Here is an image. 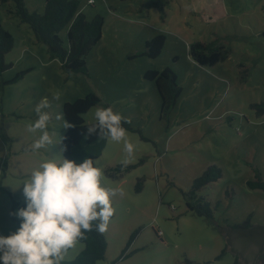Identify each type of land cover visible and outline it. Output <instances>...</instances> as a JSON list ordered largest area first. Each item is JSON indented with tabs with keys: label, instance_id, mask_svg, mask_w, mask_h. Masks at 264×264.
Instances as JSON below:
<instances>
[{
	"label": "rangeland",
	"instance_id": "rangeland-1",
	"mask_svg": "<svg viewBox=\"0 0 264 264\" xmlns=\"http://www.w3.org/2000/svg\"><path fill=\"white\" fill-rule=\"evenodd\" d=\"M78 1L87 20L103 19L101 39L85 57L86 75L69 73L50 57L10 12L13 0L0 3V23L13 37L3 56L10 66L0 73V234L18 227L24 179L42 159L60 153V142L30 150L40 135L28 130L36 104L62 93L49 109L55 141L66 129L55 119L61 104L95 93L101 102L83 114L85 121H94L97 107L110 105L140 131H128L136 145L128 170L106 173L122 164V143L107 140L96 158L104 165L105 185L124 189L113 197L105 257L96 264H232L235 255L226 252L218 226L247 218L264 225V190L246 184L257 173L264 181V112L251 107L264 102V0H168L163 15L148 5L154 0ZM24 2L30 10L44 9L45 0ZM158 33L165 35L160 54L143 55L145 42ZM60 35L65 39V31ZM215 39L228 49L226 59L201 66L188 55L191 42ZM164 68L180 87L167 109L155 83L143 79L147 70ZM210 165L221 176L196 193L211 204L212 217L206 218L187 208L184 192ZM82 247L77 241L65 260Z\"/></svg>",
	"mask_w": 264,
	"mask_h": 264
},
{
	"label": "trees",
	"instance_id": "trees-1",
	"mask_svg": "<svg viewBox=\"0 0 264 264\" xmlns=\"http://www.w3.org/2000/svg\"><path fill=\"white\" fill-rule=\"evenodd\" d=\"M9 0H0V3ZM15 7L14 15L21 23L27 24L33 31L36 42L42 43L47 47L51 58H58L61 67L69 73H83L86 75L85 57L95 44L101 39V29L103 19L100 16L87 20L78 9V0H45L42 12L30 10L27 8L24 0H13ZM124 1V0H122ZM168 0H154L148 2V5L156 6L163 15L164 6ZM163 17V16H161ZM65 31V39L61 37V32ZM165 44V35L158 33L144 44L143 55L149 58H156ZM13 46V37L3 28L0 23V73L10 65L3 61L5 53ZM188 55L199 65H214L228 57V49L218 42L217 39L205 43L203 41H194L188 44ZM20 76V74H18ZM143 79L153 81L161 99L163 109L170 108L180 92V87L176 85V76L169 68L161 71L154 69L147 70ZM101 99L95 93L86 94L84 97L74 101H66L61 104V112L65 114V119L71 123V127L65 129L60 141V150L66 146V151L62 154L68 158L75 159L77 162L94 156L97 158L107 140L99 139L95 133L87 134V122L83 118L91 107L99 104ZM110 106L106 105L105 107ZM256 113L264 112V102L252 104ZM124 126L127 131L140 133L138 128H134L129 119ZM129 165L117 164L108 167L106 173L109 176L121 174L122 170H128ZM221 176L220 168L216 165H210L203 170L202 174L194 178L189 191L184 192L186 206L199 216L206 218L212 217V207L209 201L196 193L204 186L216 181ZM143 179H138L136 191H139ZM246 184L250 188H259L264 190V181L257 173L254 180H247ZM17 204V203H15ZM19 225L20 220L15 218ZM221 232L226 237V244H232L235 238L243 240L245 246L264 244V225L251 224L249 218L241 223L227 224L220 227ZM83 244L80 252L71 260H65V264H96L98 260L105 257L106 239L103 233H98L94 229L79 240ZM264 256V255H263ZM232 264H240L238 254Z\"/></svg>",
	"mask_w": 264,
	"mask_h": 264
},
{
	"label": "clouds",
	"instance_id": "clouds-1",
	"mask_svg": "<svg viewBox=\"0 0 264 264\" xmlns=\"http://www.w3.org/2000/svg\"><path fill=\"white\" fill-rule=\"evenodd\" d=\"M57 90L51 99L44 96L35 106L37 118L28 125L30 132L40 135L30 145L39 152L60 142L53 139L48 128L52 120L49 109L59 101ZM55 119L63 127H71L64 113ZM128 123L119 111L111 106L97 107L94 122L87 124V134L95 133L99 139L122 143L126 153L122 166L133 157L136 145L124 126ZM42 159L23 181L25 205L15 211L20 223L8 235L0 234V264H65V253L93 229L107 231L114 216L113 197L124 194L122 187H108L104 183V165L94 156L80 162L62 153Z\"/></svg>",
	"mask_w": 264,
	"mask_h": 264
},
{
	"label": "flooded vegetation",
	"instance_id": "flooded-vegetation-1",
	"mask_svg": "<svg viewBox=\"0 0 264 264\" xmlns=\"http://www.w3.org/2000/svg\"><path fill=\"white\" fill-rule=\"evenodd\" d=\"M235 238L232 242V244H229V248L230 250L235 254H238V259L240 264H257L259 262H264V244H262V249L260 245L257 244H251L249 246H251V250L249 251L251 256H252V261H249L250 259L248 257L245 256V251L244 249H246L247 247L244 245L242 246L241 249L236 247V244L234 243V241H236ZM241 241V240H240ZM249 259V260H248ZM259 261V262H258Z\"/></svg>",
	"mask_w": 264,
	"mask_h": 264
},
{
	"label": "water",
	"instance_id": "water-1",
	"mask_svg": "<svg viewBox=\"0 0 264 264\" xmlns=\"http://www.w3.org/2000/svg\"><path fill=\"white\" fill-rule=\"evenodd\" d=\"M220 227L221 226H218V229H219V231L221 232V230H220ZM222 233V232H221ZM222 235H223V237H224V246H225V250H226V252H228V253H231L232 255L234 254L231 250H230V248H229V246L226 244V237H225V235L222 233ZM234 243L236 244V247L237 248H239V249H241L242 248V246H244V244H245V242L243 241V240H238V239H236V241H234ZM242 245V246H241ZM247 248L246 249H244V251H245V256L246 257H248L249 259V261H252V256H251V254H250V250H251V246H246ZM243 249V248H242Z\"/></svg>",
	"mask_w": 264,
	"mask_h": 264
},
{
	"label": "built area",
	"instance_id": "built-area-1",
	"mask_svg": "<svg viewBox=\"0 0 264 264\" xmlns=\"http://www.w3.org/2000/svg\"><path fill=\"white\" fill-rule=\"evenodd\" d=\"M94 2V0H88V3H93Z\"/></svg>",
	"mask_w": 264,
	"mask_h": 264
},
{
	"label": "crops",
	"instance_id": "crops-1",
	"mask_svg": "<svg viewBox=\"0 0 264 264\" xmlns=\"http://www.w3.org/2000/svg\"><path fill=\"white\" fill-rule=\"evenodd\" d=\"M215 19H217V18H215ZM34 35V34H33ZM35 38V37H34Z\"/></svg>",
	"mask_w": 264,
	"mask_h": 264
}]
</instances>
